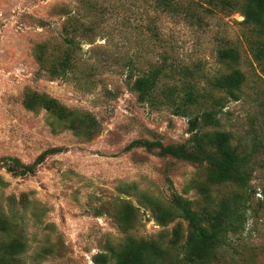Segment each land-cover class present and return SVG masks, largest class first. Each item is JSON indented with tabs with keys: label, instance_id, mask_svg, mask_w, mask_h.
I'll return each instance as SVG.
<instances>
[{
	"label": "rangeland",
	"instance_id": "1",
	"mask_svg": "<svg viewBox=\"0 0 264 264\" xmlns=\"http://www.w3.org/2000/svg\"><path fill=\"white\" fill-rule=\"evenodd\" d=\"M241 1L0 0V214L10 226L0 240L23 238L26 250L16 264H114L112 248L129 236L170 244L180 227L184 239L187 222L158 223L146 199L169 203L177 195L195 211L236 195L245 218L212 264H264V71L249 48L257 34L244 22ZM71 17L80 23L72 71L53 78L37 61L38 46L46 43L48 59L56 60ZM225 47L239 51L236 67L245 75L237 100L212 88L229 71L217 56ZM157 64L166 74L160 86L194 84L205 104L182 116L166 103L139 102L127 72ZM33 93L89 113L96 127L83 135L64 128L45 109L25 106ZM206 108L218 110V124L202 130L229 132L248 156L245 187L209 184L206 163L136 143L186 146L189 119ZM53 147L60 151L32 174L7 169L11 157L31 163ZM127 204L135 211L126 226L116 216Z\"/></svg>",
	"mask_w": 264,
	"mask_h": 264
},
{
	"label": "trees",
	"instance_id": "2",
	"mask_svg": "<svg viewBox=\"0 0 264 264\" xmlns=\"http://www.w3.org/2000/svg\"><path fill=\"white\" fill-rule=\"evenodd\" d=\"M239 11L244 22L254 26L257 39L250 42L249 48L264 71V0H242L239 3ZM66 19L61 31V44L64 48L58 58L52 61L48 59L46 43L38 46L36 54L41 67L53 78L67 79L72 71L80 23L73 17ZM217 56L220 62L228 65L229 71L216 76L212 81V88L224 92L229 99L237 100L245 81L244 73L236 67L240 59L239 51L234 47H225L218 50ZM165 75V67L159 64L149 65L148 68L137 72L133 69L127 72V77L133 79L131 89L135 92L137 100L150 107L155 108L161 103H166L173 106L175 115L187 116L191 114L192 107L205 104L207 96L198 91L194 84L182 89L176 86H160ZM25 106L29 109H45L51 116L62 120L65 123L64 128L74 131L77 135L89 133L96 127V121L89 113L83 114L68 109L58 100L43 94L33 93L25 102ZM217 112L218 110L206 108L189 119L190 138L186 146L162 145L149 141L136 143H142L148 149L157 146L158 153L163 156L169 155L197 164L206 163L209 184L231 183L245 187L250 174L247 169L248 156L242 155L232 144L229 132L202 130L204 127L218 124ZM58 151L59 148H47L31 163L11 157L7 169L21 175L32 174L47 155ZM146 199L150 201L151 215L158 223L165 224L175 217H181L187 222L189 230L182 239V229L176 227L170 244L129 236L117 248H112L110 258L114 260V264H212L228 232L237 231L245 218L244 206L240 208V200L236 195L222 198L213 210L203 208L199 211L193 209L189 199L179 195L169 203L155 197L148 196ZM134 211L132 205L127 204L117 213L116 219L121 225H130ZM9 227L6 215L0 214V232L7 233ZM25 250L26 243L19 235L0 240V264H16V260H19L17 256Z\"/></svg>",
	"mask_w": 264,
	"mask_h": 264
}]
</instances>
